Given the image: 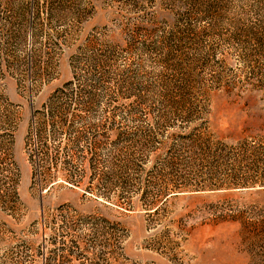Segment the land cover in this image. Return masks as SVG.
I'll list each match as a JSON object with an SVG mask.
<instances>
[{"label": "rangeland", "instance_id": "obj_1", "mask_svg": "<svg viewBox=\"0 0 264 264\" xmlns=\"http://www.w3.org/2000/svg\"><path fill=\"white\" fill-rule=\"evenodd\" d=\"M5 1L0 0L1 8ZM83 6L86 18L80 23L70 13H59L47 27L52 34L67 29L70 36L56 49L53 78L37 93L25 89L31 77L19 83L10 71L0 76V98L16 104L20 117L13 145L20 203L13 212L0 210V238L6 240L0 254L23 241L33 264H46L45 257L56 253L51 264H264V186L162 194L156 209L149 210L139 195L131 207H123L84 194L85 181L64 186L63 171L53 169L48 176L54 181L42 191V201L32 187L27 147L33 111L72 79V56L89 44L116 52L111 55L114 81L132 77V91L138 94L115 97L107 90L105 107L118 114L134 107L143 126L137 130H145L178 64L209 101L207 123L195 134L235 149L225 148L224 158L195 159L185 167L171 155L161 171L162 184L181 182V170L189 183L203 177L221 182L229 173L255 178L264 172V0H84ZM56 41L50 37L52 46ZM32 44L28 41L24 52ZM140 96L145 103H139ZM152 131L159 135L160 148L150 156L144 177L157 182L148 171L165 160L181 131L163 126ZM115 139L114 133L102 138V145L110 148ZM206 168L211 171L201 177ZM120 230L126 233L121 249L115 246ZM60 254L66 255L65 262Z\"/></svg>", "mask_w": 264, "mask_h": 264}, {"label": "trees", "instance_id": "obj_2", "mask_svg": "<svg viewBox=\"0 0 264 264\" xmlns=\"http://www.w3.org/2000/svg\"><path fill=\"white\" fill-rule=\"evenodd\" d=\"M5 2L0 7V76L10 71L12 76L16 75L19 83L31 77L29 85L24 83V86L33 95L53 78L51 70L58 53L56 49L60 50L62 44H68L70 36L67 29L62 34H52L47 31V27L59 13H70L73 21L80 23L86 18L84 0ZM89 3H86L87 6ZM52 36L57 39L53 46L50 44ZM94 37L98 38L96 34ZM28 41L33 44L24 52ZM88 41L91 42V39ZM52 52L53 56L50 54ZM111 52L89 44L79 47L71 59L72 79L55 89L41 108L34 110L31 115L27 147L32 165V187L40 191L41 200L42 191L51 188L54 181L48 176L53 169L63 171L61 177L64 186H81L85 181L84 194L90 193L96 199L101 198L123 207H131L133 199L139 195V200L149 210L156 209L155 203L157 198L162 200V194L166 198L172 193L188 190L264 186V172L258 173L255 178L229 173V178L220 182L203 177L211 171L208 168L200 172L202 181L187 182L185 170H181V182L171 184L169 180H164L162 184L161 171L168 167L167 159L171 155L179 158L185 167L197 159L224 158L225 148L235 149L220 141L214 143L201 132L195 134L207 123L205 117L209 112V101L195 90L187 70L178 64L165 85L158 114L153 122H147L145 130H137L143 126L139 125L141 119L135 117L137 109L134 107L121 114L113 111L109 105L105 107L107 100L104 99L109 94L107 90L112 89L115 97L131 98L138 95L132 91V77H127L124 70L123 83L114 81L111 55L116 52ZM145 101L146 98L140 96L139 103ZM16 107L7 98H0V210L7 212L15 211L20 203V173L13 154L15 132L20 119ZM132 124L130 127L135 130H128V125ZM161 126L166 129L178 128L181 132L177 134V141L168 148L171 154L166 153L165 160L149 169L152 179H157L155 182L146 180L144 174L153 151L160 148L157 144L160 142L159 135H154L152 130ZM113 133L116 139L110 143L111 147H104L102 138H109ZM244 151L248 152L247 149ZM151 197H154L153 200ZM125 236V230L116 236L117 248H122ZM5 241L0 238V246ZM63 244L64 241L60 246L61 251L65 249ZM26 247L23 241L14 247H6V251L0 254V264H33L35 258L27 253ZM70 253H73V249H70ZM57 256L58 253L46 256V264H51ZM59 256L63 262L66 261L65 254Z\"/></svg>", "mask_w": 264, "mask_h": 264}]
</instances>
